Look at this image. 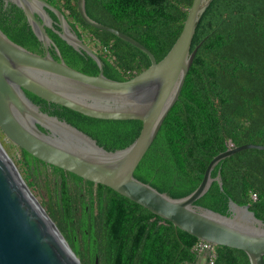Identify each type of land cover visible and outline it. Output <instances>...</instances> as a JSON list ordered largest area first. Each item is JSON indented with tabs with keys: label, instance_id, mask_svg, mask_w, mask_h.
Returning a JSON list of instances; mask_svg holds the SVG:
<instances>
[{
	"label": "trees",
	"instance_id": "16d2710c",
	"mask_svg": "<svg viewBox=\"0 0 264 264\" xmlns=\"http://www.w3.org/2000/svg\"><path fill=\"white\" fill-rule=\"evenodd\" d=\"M45 1L59 9L77 36L98 54L107 78L127 80L150 66L139 49L87 25L76 0ZM192 1L85 0V10L91 19L138 41L158 62L179 36ZM0 30L14 43L43 54L24 13L4 0H0ZM47 33L69 67L87 75L99 73L85 53L76 52L53 31L47 29ZM198 45L177 102L134 171L135 178L173 198L196 189L212 158L230 145H264V0H213L196 26L191 50ZM50 54L58 60L53 49ZM26 95L42 112L65 120L107 151L131 144L142 127L137 120L94 119ZM20 152L29 173L28 187L39 175L34 164L42 165L40 175L49 172L53 177L54 201L44 211L81 264L96 260L97 264H196L195 237L105 186ZM218 172L222 188L213 182L194 204L229 216L228 201L232 200L247 205L264 222V150L248 149L225 158L211 177ZM72 183L78 184L73 191ZM126 227L148 232V239L142 238L138 246L135 239L124 240ZM215 252L214 264H249L240 250L216 246Z\"/></svg>",
	"mask_w": 264,
	"mask_h": 264
},
{
	"label": "water",
	"instance_id": "95a60500",
	"mask_svg": "<svg viewBox=\"0 0 264 264\" xmlns=\"http://www.w3.org/2000/svg\"><path fill=\"white\" fill-rule=\"evenodd\" d=\"M4 1L24 13L43 48L42 55L33 53L0 30V130L6 138L41 163L105 186L197 240L213 247L240 250L249 264H264V222L247 205L239 206L229 200L230 215L226 216L194 204L213 182L222 188L220 173L211 177L220 161L244 150H264V145H230L212 158L197 188L179 198L159 192L134 177L136 167L179 98L199 47L191 50L196 26L213 0L192 1L179 36L158 62L135 39L91 19L85 10V0H76L78 13L87 25L129 43L150 60L148 68L123 81L103 74L98 54L77 36L59 9L45 0ZM47 29L76 52L90 57L99 73L87 75L69 67ZM50 49L58 60L52 57ZM26 92L90 118L137 120L142 127L131 144L107 151L65 120L42 112ZM0 264H81L21 178L1 134Z\"/></svg>",
	"mask_w": 264,
	"mask_h": 264
},
{
	"label": "rangeland",
	"instance_id": "374dc122",
	"mask_svg": "<svg viewBox=\"0 0 264 264\" xmlns=\"http://www.w3.org/2000/svg\"><path fill=\"white\" fill-rule=\"evenodd\" d=\"M0 134L2 135V137L4 138V140L6 141L10 152L13 156V159L15 161V164L18 168V171L21 175V178L24 180V182L26 183V181H28V171L25 169V167L22 165L21 162V152L20 149L15 146L13 143H11L6 136L1 132L0 130ZM53 179V177L49 174L46 175H36L32 178L33 181V186L29 188L30 192L32 193V195L34 196V198L37 200V202L40 204V206L43 207V209H46L48 207V205L53 204L54 199L52 198V184H51V180ZM27 185V183H26Z\"/></svg>",
	"mask_w": 264,
	"mask_h": 264
},
{
	"label": "built area",
	"instance_id": "2783aa9c",
	"mask_svg": "<svg viewBox=\"0 0 264 264\" xmlns=\"http://www.w3.org/2000/svg\"><path fill=\"white\" fill-rule=\"evenodd\" d=\"M252 201L256 200V195H250ZM215 248L203 241L198 240L192 247V251L197 255L196 264H214L216 258Z\"/></svg>",
	"mask_w": 264,
	"mask_h": 264
},
{
	"label": "flooded vegetation",
	"instance_id": "af4514ba",
	"mask_svg": "<svg viewBox=\"0 0 264 264\" xmlns=\"http://www.w3.org/2000/svg\"><path fill=\"white\" fill-rule=\"evenodd\" d=\"M33 168L34 169H37L39 175H40V170L42 168V165L40 164H37V165H33ZM77 185L78 184H74L72 183L71 186H70V190H75L77 189ZM134 229L136 230V233H134ZM136 234V235H135ZM121 237L126 240V241H132L133 239L136 240V244L137 246L139 245L140 241L142 240V238H145V239H148V232H140L139 231V228H134V227H126L125 228V233H122ZM136 237V238H135Z\"/></svg>",
	"mask_w": 264,
	"mask_h": 264
}]
</instances>
